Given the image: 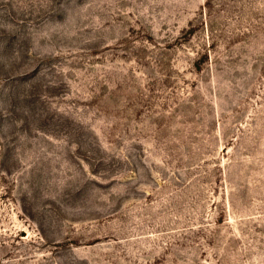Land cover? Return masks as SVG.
<instances>
[{"label": "rangeland", "instance_id": "rangeland-1", "mask_svg": "<svg viewBox=\"0 0 264 264\" xmlns=\"http://www.w3.org/2000/svg\"><path fill=\"white\" fill-rule=\"evenodd\" d=\"M0 264H264V0H0Z\"/></svg>", "mask_w": 264, "mask_h": 264}]
</instances>
